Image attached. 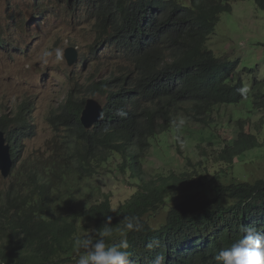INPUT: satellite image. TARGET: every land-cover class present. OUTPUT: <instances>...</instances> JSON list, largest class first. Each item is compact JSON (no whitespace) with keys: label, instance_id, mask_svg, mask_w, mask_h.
<instances>
[{"label":"clouds","instance_id":"1","mask_svg":"<svg viewBox=\"0 0 264 264\" xmlns=\"http://www.w3.org/2000/svg\"><path fill=\"white\" fill-rule=\"evenodd\" d=\"M202 3L206 1L29 0L26 13L21 11L11 13L9 10L5 15L0 14V49L10 56L15 54L26 56L40 50L43 59L55 70V73H50L38 68L36 83L41 86L31 92L30 96L24 97L25 100L19 103L18 107H13L10 112L8 111L11 102L0 103V119L19 120L17 126L25 132V136L17 144V140L9 139L8 134L0 129V132L4 133L6 142L11 145L13 167L17 160L13 146L19 149L18 154L20 153L18 169L24 164L33 163L23 161L22 140L33 133L34 102L39 100L43 90L47 89L43 87L44 83H50L52 86L48 89L55 93L54 100L57 106L52 108L51 113L56 111L59 116L75 118L77 121L72 129L61 126L62 129L56 132L50 113L49 124L56 133L53 145L60 138L63 140L62 134L67 130H78L85 153L91 152L94 157L106 155L108 146H119L128 142L131 147L127 151L111 150L108 153L110 163L116 162L117 157L121 159L116 162L115 170L125 175L130 172H122L120 165L130 155L145 160L143 173H146V179H151L146 163L152 147L151 141L157 135L175 131L176 146L172 148L175 150L179 145L178 137L181 132L189 133L190 127L194 129V125L203 128L205 121L229 119L228 122L221 123L224 125L234 123V132L238 133V123L246 119L242 116L236 117L235 110L232 109L239 104L200 101L184 85L185 76L190 75L191 78L186 79L193 80L196 89L209 81L218 83L222 88L231 89L236 87L231 79L206 76L200 66L188 68L197 56L193 47L184 44L165 45L161 53L162 46L157 40V21L161 22L162 17H165L162 10L164 7L180 8L191 16ZM235 3L238 2L230 1L222 4L223 11H217L220 17L219 23L221 15L231 12L228 8H233ZM138 10H140L143 33L126 45H122L112 37L98 35L100 16L119 13L124 17L127 13H137ZM82 18L91 26L87 53L81 51L80 43L73 40V35L62 33L58 27L61 24L75 29ZM209 39L210 36L205 42L207 50L202 45L201 52H207L217 59L216 53L207 46ZM151 47L155 50L149 55ZM54 53L58 56H53ZM102 57L116 59L111 63L114 70L106 74L92 73L86 76L84 74L86 62L88 60L96 62ZM238 60L241 66V59ZM106 64L110 66V63ZM240 66L232 76L241 77L244 83V88L240 89L241 95H248L247 99L252 104L255 88L258 85L264 88V73L259 66L244 70H241ZM165 69L168 71L164 72ZM153 79L161 82L160 90L164 95L161 99H152L146 94V84ZM55 101L52 102L55 104ZM14 110L17 111L16 114ZM253 114L247 120L252 118L260 120L264 117L258 113ZM253 128L247 129L245 124L247 133L251 134ZM258 136L261 138V132ZM52 155L53 152L50 157ZM115 170L113 169L112 173H115ZM26 171L27 169L24 168L22 173ZM185 171L187 170L181 173ZM13 172L14 168L9 177H14ZM135 182L138 184V181ZM251 210L252 215L243 219L240 230L232 232L234 234L231 237L238 238L217 234L214 227L210 239L204 236L187 237L183 243L171 245L166 251L161 252L156 262L146 264H264V204L259 203ZM122 223L125 231L119 233V239L115 238L111 216L105 218L101 228H93L76 235L72 241L76 252L74 264H131L126 233L140 231L143 225L138 216H125ZM151 247L152 245L149 244V248ZM205 249L210 250L208 255L203 253ZM188 253L189 256L185 255Z\"/></svg>","mask_w":264,"mask_h":264},{"label":"trees","instance_id":"2","mask_svg":"<svg viewBox=\"0 0 264 264\" xmlns=\"http://www.w3.org/2000/svg\"><path fill=\"white\" fill-rule=\"evenodd\" d=\"M205 1L191 16L180 8L162 9L165 17H162L161 22L157 21L156 28L157 40L162 46L161 53L165 45L191 46L197 56L188 68L200 66L206 76L230 78L236 85L235 88L228 89L209 81L196 89L195 82L186 79L191 78L186 75L184 85L196 99L210 100L215 104H241L249 101L248 95H241L240 89L244 88L241 77L232 76L239 70L240 60L222 61L207 52L202 53L201 50L202 45L207 50L205 42L218 26L220 17L217 11H223V3L253 0ZM254 1L258 9L264 10V0ZM117 17L122 18L116 20ZM100 19L98 35L112 37L122 45L143 33L140 10L137 13H127L124 17L119 13H107L100 16ZM154 50L151 47L149 55ZM166 71L168 70L165 69L164 72ZM161 87V82L150 80L146 84V94L152 99H161L164 96ZM255 89L252 110L263 116L264 88L258 85ZM51 116L56 132L62 129L61 126L72 129L77 123L75 118H64L56 111ZM17 121L0 119V129L8 134L9 139L17 140L19 144L25 132L17 126ZM260 122L259 126L252 129L251 134L245 131V121H240L236 137L224 139V135H220L222 146L215 162L219 161L230 167L236 159H244L248 152L260 151L262 145L258 135L264 129V117ZM204 123L201 130L190 127L189 133L204 136L210 140L209 144H214L213 140L217 143L220 128L227 125H221L216 120ZM62 136L63 140L60 138L53 145V155L50 158L35 161L34 164H24L20 169L17 168L19 149L13 146L14 156L17 158L13 174L17 183L12 185H20L9 188L7 192H0V264L74 262L76 252L72 244L73 238L90 229L101 228L107 216L112 217L111 226L116 239H119L121 231H125L122 223L125 216L140 217L142 229L126 233L129 260L131 264L153 263L161 252L171 245L183 243L187 237L204 236L210 239L214 227L217 234L231 237L233 231L240 230L243 219L252 215L251 208L257 207L259 203L264 204V179L249 182L237 179L234 175V181L228 184L214 183L218 174H210L211 168L199 165L207 161L208 157L201 158V162L195 165L190 162L192 170L181 174L161 173L152 176L150 181H145V160L130 155L123 160L120 168L124 173H131L130 179L138 181L139 189L126 203L115 208L108 194L93 199L96 196L93 192L95 187L88 191V200L83 201L82 195L77 196L75 193L84 187L79 183H88L94 177L98 178L110 163L108 153L111 150L127 151L131 144L125 142L119 146H108V155L94 157L91 152L85 153L78 130H67ZM162 159L165 160V157ZM24 168L27 171L22 173ZM112 171L110 169L108 172ZM64 208H68L70 213H60ZM161 212L165 214V222L156 227L153 220ZM149 244L152 245L151 248ZM203 253L208 255L210 250L205 249ZM185 255L189 256L190 253Z\"/></svg>","mask_w":264,"mask_h":264},{"label":"rangeland","instance_id":"3","mask_svg":"<svg viewBox=\"0 0 264 264\" xmlns=\"http://www.w3.org/2000/svg\"><path fill=\"white\" fill-rule=\"evenodd\" d=\"M28 3L29 0H2L0 1V14L5 15L9 10L11 13L18 11L26 13ZM228 9L231 13L221 15V22L210 35L207 43L208 48L213 50L217 55V59L219 58L222 61L235 62L241 59V70L253 69L259 66L262 73H264V10L258 9L254 0L235 3L233 8ZM58 27L62 33L74 36L73 40L80 43L83 53L89 51L90 42L88 41L91 39V26L86 24V19L82 18L75 29L61 24ZM53 56L58 55L54 53ZM115 61L116 59L108 57L98 58L96 62L88 60L85 64L84 74L86 76L92 73L106 74L108 71L114 70L111 63ZM106 63H110V66H107ZM38 68L55 73L52 66L43 59L40 50L26 56L18 54L10 56L0 49V103L11 102V108L8 112L13 107H18L19 103L25 100L24 97L30 96L31 92L41 86L36 83ZM249 78L250 76L247 77V79ZM51 86L50 83H44L43 87L47 89H44L40 99L34 102L35 109L32 112L33 133L22 140L24 147L22 157L25 162L45 161L53 152L56 133L51 128L48 118L52 108L57 105L54 100V91L48 89ZM52 101H55V104ZM232 109L235 110L236 117L246 118L247 129L260 125L261 122L258 118L247 120V118L254 115L249 101H245ZM16 112L14 110V114ZM224 121L228 122L229 119H217V122ZM193 127L196 130L202 129L200 126L194 125ZM234 131V123H227L226 127L220 128L217 134V143L213 140L214 144H209L210 140L200 134H190L183 131L178 137L179 145L177 148L175 147V150H172L176 146L175 131L157 135L151 141L152 147L146 163L149 168V175L152 177L161 173L167 175L180 174L184 170H192V165L200 163L201 158L208 157L207 161L199 165L211 168L210 174H218L215 177L217 180L213 181L214 183L223 182L228 184L234 181V175L237 179L249 182L264 179V129L261 131L260 139L263 145L261 150L248 152L245 158L240 159V161L236 159L234 162L236 167L233 165L234 170H232L233 166L228 167L219 161L215 162L216 155L218 159V150L222 146L220 135H224V139L234 138L237 136ZM202 138H205V140L202 141ZM198 145L200 146L198 147ZM169 155L171 159H169ZM163 157H165V160L162 159ZM115 160L119 162L121 159L117 157ZM166 160H168L167 163ZM116 162L110 163L104 171H101L103 173L98 178L94 177L88 183L80 182L79 185H84V187L82 190H77L76 195H82V200L87 201L88 191L95 187L93 188V192L96 193L94 199H97L98 196L102 198L103 195L108 194L112 198L113 207L118 208L126 203L138 191L139 186L135 181L129 179L130 173L125 175L115 170ZM190 162L192 165H190ZM158 167L159 169H156ZM110 169H114L115 173L108 172ZM146 180L150 181L151 179L147 178ZM14 183H17L16 178L11 176L4 179L0 173V192H7L9 188L20 185H12ZM60 213L69 214L70 210L64 208L60 210ZM164 215V212L158 213L153 220V225L158 227L160 223H164ZM68 264H74V262Z\"/></svg>","mask_w":264,"mask_h":264},{"label":"water","instance_id":"4","mask_svg":"<svg viewBox=\"0 0 264 264\" xmlns=\"http://www.w3.org/2000/svg\"><path fill=\"white\" fill-rule=\"evenodd\" d=\"M13 160L11 154V145L6 142L4 133L0 132V172L4 178L11 175Z\"/></svg>","mask_w":264,"mask_h":264}]
</instances>
